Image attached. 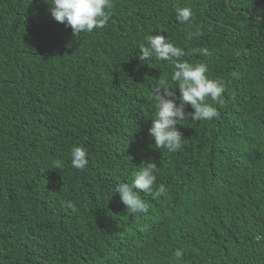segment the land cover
I'll use <instances>...</instances> for the list:
<instances>
[{
  "label": "trees",
  "instance_id": "obj_1",
  "mask_svg": "<svg viewBox=\"0 0 264 264\" xmlns=\"http://www.w3.org/2000/svg\"><path fill=\"white\" fill-rule=\"evenodd\" d=\"M50 3L0 0V264H264V0H112L107 26L81 34ZM194 25L210 33L211 55H194L207 75L248 83L178 124L171 153L148 133L151 88L178 84L133 55L150 35L187 46ZM152 161L166 195L119 214L115 186Z\"/></svg>",
  "mask_w": 264,
  "mask_h": 264
},
{
  "label": "clouds",
  "instance_id": "obj_2",
  "mask_svg": "<svg viewBox=\"0 0 264 264\" xmlns=\"http://www.w3.org/2000/svg\"><path fill=\"white\" fill-rule=\"evenodd\" d=\"M50 5L55 21L71 27L74 34L105 28L111 18L108 10L113 7L112 0H51ZM192 15L191 8H178L176 20L186 24ZM209 38L208 31L194 25L193 33L187 34V46L169 42L164 35H150L147 37V46L141 44L134 52L133 62L163 63L161 72L171 76V81L178 84L175 89H179V96L167 79H159L151 88L155 111L148 133L156 149H167L171 153L180 151L183 137L177 125L189 118L191 121L213 119L220 113L221 106L231 105L224 102L225 94L232 95L234 88L248 83L247 79L232 73L226 76L207 75V64L195 60L194 55H211L205 45ZM197 40L199 43H193ZM167 66L171 68L168 70ZM188 106L193 111L186 112ZM235 107L238 111L241 108ZM70 158L71 166L77 170H84L89 163L88 152L82 146H73ZM156 171L157 164L154 161L144 163L133 173L130 183L115 186V205L119 214L128 217L126 212L130 215L147 212V204L156 203L166 195V186L158 181ZM65 203L66 207L74 210L72 201ZM182 255L181 250H176V258Z\"/></svg>",
  "mask_w": 264,
  "mask_h": 264
}]
</instances>
